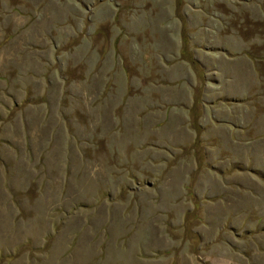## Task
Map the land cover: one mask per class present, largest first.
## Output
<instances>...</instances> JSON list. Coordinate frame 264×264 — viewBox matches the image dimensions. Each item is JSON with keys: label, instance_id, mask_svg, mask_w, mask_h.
I'll list each match as a JSON object with an SVG mask.
<instances>
[{"label": "rangeland", "instance_id": "rangeland-1", "mask_svg": "<svg viewBox=\"0 0 264 264\" xmlns=\"http://www.w3.org/2000/svg\"><path fill=\"white\" fill-rule=\"evenodd\" d=\"M258 24L264 0H0V264L264 263ZM204 86L249 93L204 112L254 143L202 141Z\"/></svg>", "mask_w": 264, "mask_h": 264}, {"label": "crops", "instance_id": "crops-1", "mask_svg": "<svg viewBox=\"0 0 264 264\" xmlns=\"http://www.w3.org/2000/svg\"><path fill=\"white\" fill-rule=\"evenodd\" d=\"M53 46H54V49L58 47L55 45V43L53 42L52 43ZM229 61H235L237 60L234 59V58H228ZM58 61V58H55V62L57 63ZM95 66V64H93V67ZM49 68H52L51 66ZM249 69V68H248ZM221 73H216L215 75H221L222 74V70L220 69L219 70ZM223 76H226V75H231L232 76V79H233V72L230 71V70H223ZM233 81V80H232ZM208 86H204V88L202 89V93H201V99H200V107L202 108V111L204 112L205 111V108L207 107V105L209 106H213L215 103L218 102V99L221 98L222 100L224 99H238V100H241L243 101L245 99L244 96H247L249 93L248 92H244V94H237L236 93H230V94H225L223 95L222 97H217V94L216 95H211L212 93H209L208 92ZM14 94H10V98L12 97H15L13 96ZM16 95V94H15ZM210 97H213L210 98ZM215 97V98H214ZM17 104H14V106H16ZM222 105V104H221ZM254 107H258L261 112H262V115L260 117H258V120H257V125H256V131H258L257 133V137L259 140H263L264 139V99L263 101H261L260 103H257V104H252V108ZM222 111L224 112H229V110L225 107V106H222ZM238 112V111H237ZM205 115H206V112H204L202 114V117L200 118V120H204L203 123H201V139L202 141H209V139H212V138H216V136L214 135H207L205 130L206 129H211V131H215L217 129V131L220 129L223 130L225 133H226V136L227 134L229 133L231 136H230V139L232 140V142L234 144H238V145H247V144H251V143H254L251 141V135L253 133V130L255 129V126L252 127L251 124L252 122L250 123V121H247L245 120L246 118L244 116H240L238 117V120L237 121H234V124H233V127L236 129V131H238V135H236L235 137H233V133H234V130L232 128H230L229 124H227L228 122H224V121H219L218 119H216V117L212 116V120L210 119H206L205 118ZM204 118V119H203ZM245 118V119H244ZM219 122H222L221 124H219ZM232 124V123H231ZM219 131V132H220ZM223 132H220V134H225ZM219 137V135H218ZM235 138V139H234ZM236 163H239L237 161H235ZM237 169L239 170L240 167H238L237 165L233 166L232 169ZM218 170V173H221V171L218 169V168H215ZM259 174L262 176L264 175L262 172L258 171ZM242 199L244 197H241ZM238 202H244V200H238ZM236 203V202H235ZM243 204V203H242ZM202 207H204L202 204H201ZM224 207V206H222ZM230 225V228L236 230V229H239V227H237L236 224H233V223H229L227 222V226ZM256 232L258 229L255 228L254 229ZM202 236V235H200ZM234 248H236L234 246ZM232 255L228 254L226 255L225 258H221V259H208L209 260V263L208 264H264L261 262V260L259 258H256L253 261V259H251V257L245 252V251H242V253H238V252H235V253H232ZM252 260V261H251ZM252 262V263H251Z\"/></svg>", "mask_w": 264, "mask_h": 264}, {"label": "trees", "instance_id": "trees-1", "mask_svg": "<svg viewBox=\"0 0 264 264\" xmlns=\"http://www.w3.org/2000/svg\"><path fill=\"white\" fill-rule=\"evenodd\" d=\"M264 25L263 24H258V26L255 27L254 34L259 35L262 34V37L260 39L262 40L261 44L257 45H250L248 47V50L245 52V54L256 64L259 66L264 65V32H263ZM258 90L261 92H264V75L262 74V85H259ZM201 95L198 97L199 102H200ZM248 101H252V98L250 97ZM236 102L235 100L231 99H225L223 103L225 104H230Z\"/></svg>", "mask_w": 264, "mask_h": 264}]
</instances>
